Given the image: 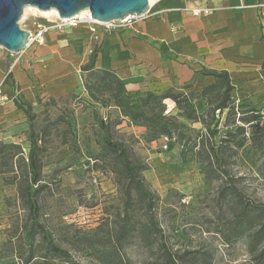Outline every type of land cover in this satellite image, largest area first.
<instances>
[{"label": "rangeland", "instance_id": "obj_1", "mask_svg": "<svg viewBox=\"0 0 264 264\" xmlns=\"http://www.w3.org/2000/svg\"><path fill=\"white\" fill-rule=\"evenodd\" d=\"M156 2L153 0L151 6ZM151 6L148 4V8ZM58 22L53 16L43 18L31 11L23 13L18 21L20 29L32 33L37 26L46 28L45 42L31 44L16 54L0 47V83L8 92L5 102L8 107L0 110V143L19 147L26 160L30 140H37L42 184L45 185L39 198L40 220L54 241L70 250L78 264H97L90 251L77 254L71 250V244L77 236H106L124 215L121 185L111 173L108 161L100 159L99 122H103L115 125L117 134L145 164L142 176L158 196L154 215L173 251L187 254L207 251L214 255L212 264H253L243 243L226 246L216 233L217 228H224L226 216V208L217 203L220 183L205 181L194 153L183 161L177 144L168 150L164 138L145 143L144 127L131 126L110 103L91 101L85 92L81 71L67 72V52L69 56L77 49L89 56L98 53L94 45L98 37L89 30L86 33L82 24L59 30ZM248 69L249 73L258 70V74L234 80L232 101L236 106L255 108L264 115V70L261 71V62L255 60L248 62ZM206 70L200 71L198 84L182 85L155 95L162 96L168 91H199L212 81L203 77ZM16 73L27 79L26 86L20 85ZM72 77L76 78V84L67 92V79ZM188 86L191 88L186 89ZM129 88L128 95L136 104L151 93ZM15 95L17 102L12 106L10 101ZM154 106L155 103L150 102L144 111L150 114ZM162 106L167 114L177 116L178 111L170 100L164 101ZM177 120L188 128L187 136L195 138L198 133H205L200 123L178 116ZM220 133L224 134V130L220 129ZM15 152L10 149L0 152V264H25L30 254L21 229L27 216L17 198V185L9 183L13 177L11 166H19L15 163L17 157H12ZM261 155L262 152L250 151L246 155L239 152L233 166L245 200L257 204H264V173L257 170ZM143 216L144 212L137 205L128 210L130 224L143 220ZM32 248L35 262L67 264L50 260L39 239ZM124 252L130 264H150L159 256L154 250L155 256L150 258L136 241Z\"/></svg>", "mask_w": 264, "mask_h": 264}, {"label": "trees", "instance_id": "obj_2", "mask_svg": "<svg viewBox=\"0 0 264 264\" xmlns=\"http://www.w3.org/2000/svg\"><path fill=\"white\" fill-rule=\"evenodd\" d=\"M95 59L96 53H93L81 67L82 83L88 98L96 103L112 104L119 116L127 119L131 126L144 127L145 143L164 138L168 150L177 144L183 161L188 154L194 153L205 181L220 183L216 193L217 203L226 208V216L224 228H217L216 233L220 234L226 246L243 243L251 262L264 264V204L245 200L238 186L239 179L233 173L239 152L246 155L250 151L262 152L257 170L264 173V115L255 108L236 106L231 98L235 89L233 80L228 72L216 70L203 72V77L212 81L199 91H168L162 96L148 93L136 104L117 74L111 70L96 69ZM263 70L264 57L261 63ZM8 77L10 75L5 81ZM166 100L173 103L178 117L202 124L205 133H198L195 138L187 136L188 128L178 122L177 116L166 113L162 106ZM150 102H154L155 106L147 114L144 108ZM220 129L224 130V134L220 133ZM99 130L100 159L108 161L111 173L121 185L125 198L124 215L104 237L77 236L71 244V250L77 254L90 251L97 264H130L124 251L136 241L150 258L155 256L154 250L159 254L150 264H212L213 253L197 251L187 254L170 248L154 215L158 196L146 185L142 176L146 170L145 164L134 155L130 144L117 134L115 125L99 122ZM30 145L25 160L19 147L0 143V152L5 149L16 151L12 157H17L15 163L19 165L17 168L11 166L13 177L9 183L17 185V198L27 216L21 228L30 249L25 264H53L47 260L42 263L33 261L32 246L36 239L45 247L50 260L78 264L72 259L70 250L61 248L54 241L40 220L39 198L45 185L42 184L37 140L31 139ZM133 205H137L144 216L143 220L130 224L128 210Z\"/></svg>", "mask_w": 264, "mask_h": 264}, {"label": "crops", "instance_id": "obj_3", "mask_svg": "<svg viewBox=\"0 0 264 264\" xmlns=\"http://www.w3.org/2000/svg\"><path fill=\"white\" fill-rule=\"evenodd\" d=\"M157 1L130 26L115 31L98 28L96 69L114 71L127 91L131 86L154 94L198 84L203 68L226 71L233 82L258 74L249 73L248 62L262 63L264 57V8L258 7L264 0H212L211 13L199 17L189 14L195 6L190 1ZM87 28L84 25L86 33ZM89 59L84 50H74L72 56L67 52V72L81 71ZM14 75L20 85H27L25 77ZM75 84V77L67 79V92ZM4 90L8 94L5 86Z\"/></svg>", "mask_w": 264, "mask_h": 264}, {"label": "water", "instance_id": "obj_4", "mask_svg": "<svg viewBox=\"0 0 264 264\" xmlns=\"http://www.w3.org/2000/svg\"><path fill=\"white\" fill-rule=\"evenodd\" d=\"M25 7L45 12L55 10L62 19L89 11L90 18L107 24L127 16L142 18L148 11V0H0V47L11 54L26 48L30 33L18 24Z\"/></svg>", "mask_w": 264, "mask_h": 264}, {"label": "built area", "instance_id": "obj_5", "mask_svg": "<svg viewBox=\"0 0 264 264\" xmlns=\"http://www.w3.org/2000/svg\"><path fill=\"white\" fill-rule=\"evenodd\" d=\"M187 1H190L193 4H195V6L189 10V14L192 17L209 15L212 11V7L210 6V2L212 0H187ZM258 7L264 8V4H259ZM81 13H83L81 18L74 16L72 18L67 19V21L65 22L59 20V22L57 23V29L62 30L69 27L73 28V27H77L79 24H82L87 26L88 30L91 33L96 34L98 28H102L105 31H115L130 26L133 22L140 19L137 18L136 16H127L123 20L103 24L90 18L89 11H82ZM29 33L30 35L27 40L26 48H28L31 44L42 45L45 42V35L47 33L46 28L42 26H37L36 28H34L32 33L31 32ZM6 101H8L7 93H5L3 83H0V107H2ZM13 101L16 103V96H14V98L12 99V102Z\"/></svg>", "mask_w": 264, "mask_h": 264}, {"label": "bare ground", "instance_id": "obj_6", "mask_svg": "<svg viewBox=\"0 0 264 264\" xmlns=\"http://www.w3.org/2000/svg\"><path fill=\"white\" fill-rule=\"evenodd\" d=\"M153 0H148V4L149 6L151 5ZM28 11H31V12H34L36 13L37 15H39L40 17H43V18H47V17H50V16H53L55 18H57L58 20L60 21H67V19H62L58 16L57 12L55 10H49V11H45V12H42V11H39L35 8H32V7H25L23 9V13L24 15L28 12ZM83 15V13H79L78 15H76L75 17H78V18H81Z\"/></svg>", "mask_w": 264, "mask_h": 264}]
</instances>
